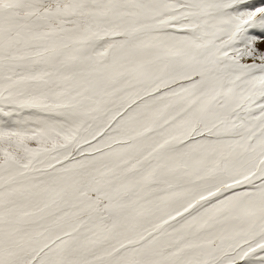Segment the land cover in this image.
<instances>
[{
    "label": "snow or ice",
    "instance_id": "obj_1",
    "mask_svg": "<svg viewBox=\"0 0 264 264\" xmlns=\"http://www.w3.org/2000/svg\"><path fill=\"white\" fill-rule=\"evenodd\" d=\"M0 264H264V0H0Z\"/></svg>",
    "mask_w": 264,
    "mask_h": 264
}]
</instances>
